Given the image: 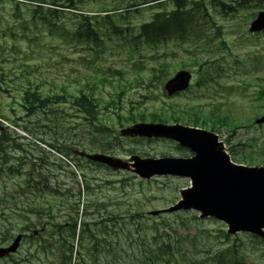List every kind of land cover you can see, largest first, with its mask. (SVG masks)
<instances>
[{
  "label": "rangeland",
  "instance_id": "1",
  "mask_svg": "<svg viewBox=\"0 0 264 264\" xmlns=\"http://www.w3.org/2000/svg\"><path fill=\"white\" fill-rule=\"evenodd\" d=\"M132 1L138 0H80L79 8L89 16L94 14L100 19L108 10L112 22L121 30L112 32L106 28L98 32V40L79 41L73 35L74 23L81 18L78 11L43 3L40 13L46 18H40L33 12L35 1L18 0L15 6V0H0V44L15 46L0 51V163L5 155L21 159H12L19 170L8 174L9 178H0V189L4 184L20 181V174L34 162L36 170L47 175L63 194L54 206L55 220L64 223L71 216L78 220L76 235L71 240L75 262L79 252L80 257L89 260L85 241L77 236L79 222L87 221L89 212L96 211L101 218L138 209L151 217L145 220V227L160 224L165 217L178 233L195 235L199 242L195 254L198 264H216L214 253L233 243L246 262L264 264L262 238L243 232L231 235L226 224L212 217L201 218L197 211L150 215V210L164 209L178 201L181 189L190 186L189 179L155 176L144 180L131 168L117 167L116 161L130 163L133 155L189 157L191 151L169 139L124 134L122 130L134 122L119 124L113 110L104 108L108 102L120 106L121 113L132 110L150 114L161 104L171 103L189 112L237 117L239 125L214 131L224 149L236 163L242 164L237 158L244 156L264 159V122L250 126L264 114V100L253 101L254 93L261 89L264 97V33L247 31L255 14L264 8L254 7L255 0H250L249 7L237 10L228 7L237 6L236 0H223L226 5L218 7L213 6L212 0H201L208 17L192 23H200L191 31L199 32L197 40H172L150 47L140 42L136 45L134 36L139 26L151 21L156 12L167 13L175 6L168 0L134 9L128 6ZM49 7L63 11H58L56 18L51 17L47 13ZM6 26L15 31L13 35ZM179 69L192 72L189 91L169 97L163 83ZM206 69L213 72V80L207 86H199L206 77ZM28 82L32 89L38 87L44 94L63 99L27 115L20 96ZM81 89L102 99L97 111L109 129L107 136L96 133L93 127L88 129L83 114L73 104ZM148 118L135 122L153 121ZM103 142L109 143L111 149L103 151ZM104 157L109 162L105 163ZM75 203L79 204L78 212L72 211ZM192 217L198 220L190 230L183 229L181 221ZM5 222L0 221V242L11 241L19 232L26 233L15 258L23 264H59L66 249L57 248L58 235L50 237L47 228L42 237L32 238L31 230L16 227L11 236L4 238ZM13 222L21 221L18 218ZM220 231L228 237L219 238ZM80 257L78 262L82 263Z\"/></svg>",
  "mask_w": 264,
  "mask_h": 264
},
{
  "label": "trees",
  "instance_id": "2",
  "mask_svg": "<svg viewBox=\"0 0 264 264\" xmlns=\"http://www.w3.org/2000/svg\"><path fill=\"white\" fill-rule=\"evenodd\" d=\"M15 1H17L15 6H17L18 0ZM30 1L37 2L33 12L40 18H46L45 15L40 13L41 10L43 11L41 8V4L43 3L58 6L69 11H78L77 13L81 18L74 23L73 35L79 41L98 40V32H102L106 28H111L112 32H119L121 30L112 22L111 15L108 13L104 14L100 19L95 18L94 14H91V16L86 14L87 12L79 8L78 4L80 0ZM155 1L160 2V0H138L132 1L128 6L137 9L142 5H151ZM171 1L175 6L172 11L167 13L158 11L153 15L151 21L142 23L139 26V32L134 36L136 45L140 42L146 46L155 47L167 44L172 40L179 41L180 43L197 40L200 35L199 32L191 31L199 27L200 23L197 26H194L195 24L192 25V23L200 18V21H202L203 18L208 17L206 8L201 3L202 1ZM212 1L214 7L226 5L223 0ZM236 3L237 6L228 7H232L234 10H237L238 7H249L250 0H236ZM254 7L257 9L264 8V0H255ZM58 11L63 10L49 7L47 13L49 16L56 18L59 14ZM104 11L109 12L108 10ZM195 12H198V15ZM48 24H50V21ZM6 29L10 35H13L15 32L11 27L6 26ZM0 30L2 29L0 28ZM7 48L14 49L15 46L12 44L9 46L7 43H5V46L0 44V51H5ZM164 68L161 67V69ZM212 73L211 70L206 69V77L200 80L199 86L209 85V81L213 80ZM262 93V89L255 92L253 97L256 98H253V101L260 102L264 100ZM60 99H63V97L59 98L54 95L44 94L38 87L32 89L30 82H28V86L23 89L20 96L21 107L27 115L35 114L38 110L46 108L49 104L58 103ZM100 100L102 99L95 98L92 93H86L81 89L79 94L75 96L73 104L83 114L88 129L93 127L96 133L107 136L109 129L106 128V123L100 120L99 110L97 111ZM159 107L160 109L158 108L157 111L150 114L132 110L121 113L120 106L112 105L108 102L104 103L105 109L111 108L113 110L114 119L119 124H123L125 121L135 122L137 120H144L149 117L148 119L153 121L165 123L180 122L216 132H219L222 129L221 127L239 125V118L227 115L220 116L215 112H208V114L189 112L187 109H177L171 103L166 105L161 104ZM107 118L111 117L108 116ZM252 125H255V123L252 122L250 126ZM236 126L235 128H237ZM100 148L106 151L111 149V146L109 143L103 142ZM12 159L21 162L20 157L2 156L0 178H9L8 174L16 173L19 170ZM237 160H239L238 162L250 165L264 164L263 158L256 159L253 156H244L237 158ZM3 174L7 175L3 176ZM71 174L75 177L74 172H71ZM19 180L18 182H12L9 186L4 184V187L0 189V221H6L3 226L6 235L11 236V231L16 227H19L21 231L43 227L46 231L49 228L50 237L58 235L57 248L59 250L64 248L67 252L63 251L59 264H72L73 244L71 240L76 235L78 220L76 217L71 216L69 221L63 223L56 221L54 216L56 200L61 198L63 194L58 191V188L55 187L47 175L41 174L36 170L34 162L26 166L25 171L20 174ZM85 184L87 185V181H85ZM78 210L79 204H73L72 211L78 212ZM98 215L96 211L89 212L88 220L82 223L79 222L77 236L85 241L84 249L87 251L89 260L80 257L79 252L76 262L74 258V264H198L195 254L199 250V242L196 236L191 235L189 232L178 233L165 217L162 218L160 224L154 223L151 226L145 227V220L151 217L144 215L138 209L126 210L123 213H110L108 216L101 218H98ZM18 218L21 222L14 223L13 221H16ZM196 220H198L196 217H192L191 220L186 222L181 221L183 229L190 230L191 224ZM219 233V238L228 237L223 231ZM39 237H42L41 232H39ZM254 240L260 242L256 238ZM42 242L46 241L42 240ZM228 255L230 256L228 257ZM79 257L82 263L78 262ZM213 259L216 264H251L239 255L236 243L216 251Z\"/></svg>",
  "mask_w": 264,
  "mask_h": 264
},
{
  "label": "water",
  "instance_id": "3",
  "mask_svg": "<svg viewBox=\"0 0 264 264\" xmlns=\"http://www.w3.org/2000/svg\"><path fill=\"white\" fill-rule=\"evenodd\" d=\"M264 30V11H259L250 22L248 31ZM191 73L179 70L164 84L168 95L186 89ZM264 122V114L255 123ZM124 134L167 138L188 148L189 157L141 158L132 156L130 163L116 161V166L130 169L140 178L172 175L187 177L191 187L180 191L175 204L149 213L196 210L200 217H213L228 225L227 233L246 232L264 239V165L247 166L231 161L223 143L214 132L182 124L138 122L122 130ZM104 157L105 163L109 162ZM18 234L7 247H0V257L14 252L21 240Z\"/></svg>",
  "mask_w": 264,
  "mask_h": 264
},
{
  "label": "flooded vegetation",
  "instance_id": "4",
  "mask_svg": "<svg viewBox=\"0 0 264 264\" xmlns=\"http://www.w3.org/2000/svg\"><path fill=\"white\" fill-rule=\"evenodd\" d=\"M30 236L32 238L34 236H35V238H37L36 234H30ZM25 239H26V237H23L22 241ZM9 244H10V241L9 242L5 241V242L1 243L0 246H7ZM15 254H8V255H5L2 258H0V264H23L22 261H19V259L14 257Z\"/></svg>",
  "mask_w": 264,
  "mask_h": 264
}]
</instances>
